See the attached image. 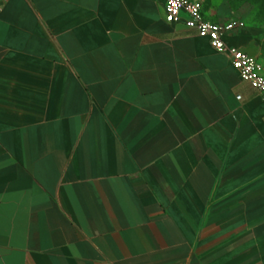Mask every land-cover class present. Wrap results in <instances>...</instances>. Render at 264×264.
Segmentation results:
<instances>
[{
    "label": "crops",
    "instance_id": "obj_1",
    "mask_svg": "<svg viewBox=\"0 0 264 264\" xmlns=\"http://www.w3.org/2000/svg\"><path fill=\"white\" fill-rule=\"evenodd\" d=\"M0 264H264V97L165 0H0Z\"/></svg>",
    "mask_w": 264,
    "mask_h": 264
},
{
    "label": "built area",
    "instance_id": "obj_2",
    "mask_svg": "<svg viewBox=\"0 0 264 264\" xmlns=\"http://www.w3.org/2000/svg\"><path fill=\"white\" fill-rule=\"evenodd\" d=\"M165 16L170 24L184 20L185 25L199 37L208 39L215 51L228 55L241 79L264 97V65L256 57L226 43L228 34L245 27L243 22L217 24L206 20L200 0H165Z\"/></svg>",
    "mask_w": 264,
    "mask_h": 264
},
{
    "label": "rangeland",
    "instance_id": "obj_3",
    "mask_svg": "<svg viewBox=\"0 0 264 264\" xmlns=\"http://www.w3.org/2000/svg\"><path fill=\"white\" fill-rule=\"evenodd\" d=\"M200 1H202L205 9L209 10L205 15V19L208 21L217 24L240 21L247 28L264 30V0Z\"/></svg>",
    "mask_w": 264,
    "mask_h": 264
}]
</instances>
